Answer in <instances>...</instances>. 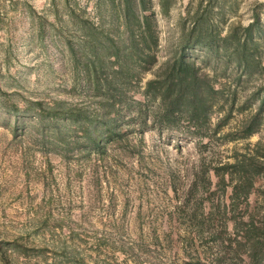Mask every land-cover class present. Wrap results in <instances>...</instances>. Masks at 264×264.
<instances>
[{
	"label": "rangeland",
	"instance_id": "1",
	"mask_svg": "<svg viewBox=\"0 0 264 264\" xmlns=\"http://www.w3.org/2000/svg\"><path fill=\"white\" fill-rule=\"evenodd\" d=\"M188 1L173 0L162 16L157 0H150L157 62L138 76L129 96L139 99L145 82L177 52L178 21ZM119 10V0H0V264L2 258L10 264H251L245 251L233 250L241 227L234 221L247 218L250 209L224 204L210 173L254 157L263 167L255 187L264 191V106L258 133L224 137L240 135L242 121L260 109L264 0H227L224 22L216 20L219 6L212 11L223 34L231 24L247 26L258 13L260 72L248 78L202 50L185 52L216 77L224 99L234 98L228 124L208 145L149 119L140 129L134 111L123 110L116 125L122 135L104 142L101 154L80 126L44 115L58 102L93 109L75 66L80 27L87 21L97 31L109 30ZM222 116L215 106L211 130ZM229 171L226 179L234 181L239 169ZM259 203L264 221L261 198ZM11 242L29 249L27 256H17L6 244Z\"/></svg>",
	"mask_w": 264,
	"mask_h": 264
},
{
	"label": "trees",
	"instance_id": "2",
	"mask_svg": "<svg viewBox=\"0 0 264 264\" xmlns=\"http://www.w3.org/2000/svg\"><path fill=\"white\" fill-rule=\"evenodd\" d=\"M226 1L209 0L206 4L203 0L188 1L184 16L178 21L177 52L157 69L152 79L145 82L139 99L128 95L130 88L137 83L142 72L149 71L157 62L155 50L159 37L154 14L148 10L150 0H119L121 11L117 12V23L109 30L100 26L97 31L94 23H82L84 26L80 29L84 37L76 43L78 55L75 66L82 74L85 88L92 94L94 107L84 110L65 107L58 102L48 109L44 117L77 124L96 151L104 150V142H114L122 135L116 125L123 110L134 111L133 120L139 121L140 129L146 126L149 119L166 130L183 133L198 139L203 146L208 145L216 132L228 124L234 98L224 99L223 90L216 87V77L202 72L187 59L185 52L188 49L202 50L214 60L223 61L225 67L234 65L248 78L260 72L261 68L258 13L253 15L252 22L247 26L231 24L223 34L212 18V11L219 6L216 20L224 22L222 11ZM172 2L157 0L160 15L169 14ZM70 49L75 52L73 47ZM35 104L40 106V103ZM225 104H228L227 109ZM215 106L223 112V116L211 130V114ZM263 106L264 94L259 111L242 121L240 135L228 133L224 137L235 141L258 133ZM259 146L260 142H257L255 147ZM232 168L239 169L234 181L226 179L227 172ZM262 168L254 157H248L240 162L225 164L210 173L216 180L214 186L221 190L224 204L228 203L234 209L242 208L240 205L244 204L247 211L250 209L247 218L234 221L236 227H241L237 239L234 238L233 250L237 253L245 251L251 264L264 263V221L259 220L263 209L259 208V199L264 204V191L255 187L256 176ZM208 183L212 184V181ZM252 195L256 199L252 200ZM6 244L14 246L17 256H27L29 249L23 245L15 242ZM228 246L232 247V243ZM2 262L10 264L5 258Z\"/></svg>",
	"mask_w": 264,
	"mask_h": 264
}]
</instances>
